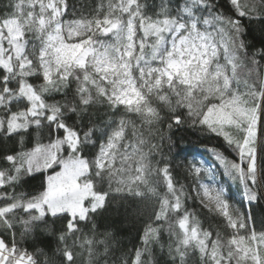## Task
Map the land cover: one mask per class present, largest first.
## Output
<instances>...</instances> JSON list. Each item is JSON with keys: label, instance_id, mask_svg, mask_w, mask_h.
I'll list each match as a JSON object with an SVG mask.
<instances>
[{"label": "snow or ice", "instance_id": "1", "mask_svg": "<svg viewBox=\"0 0 264 264\" xmlns=\"http://www.w3.org/2000/svg\"><path fill=\"white\" fill-rule=\"evenodd\" d=\"M0 264H264V0H0Z\"/></svg>", "mask_w": 264, "mask_h": 264}, {"label": "trees", "instance_id": "2", "mask_svg": "<svg viewBox=\"0 0 264 264\" xmlns=\"http://www.w3.org/2000/svg\"><path fill=\"white\" fill-rule=\"evenodd\" d=\"M182 144L186 145L187 147H189V148H191L197 152H203L204 151V147L200 142V138H198L197 135H194L191 132L186 133L185 139L182 142Z\"/></svg>", "mask_w": 264, "mask_h": 264}]
</instances>
